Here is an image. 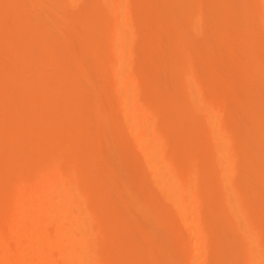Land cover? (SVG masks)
Wrapping results in <instances>:
<instances>
[{"label":"bare ground","instance_id":"bare-ground-1","mask_svg":"<svg viewBox=\"0 0 264 264\" xmlns=\"http://www.w3.org/2000/svg\"><path fill=\"white\" fill-rule=\"evenodd\" d=\"M0 264H264V0H0Z\"/></svg>","mask_w":264,"mask_h":264}]
</instances>
